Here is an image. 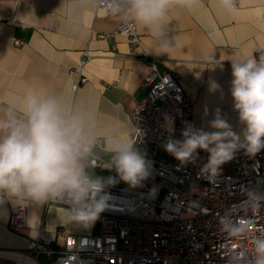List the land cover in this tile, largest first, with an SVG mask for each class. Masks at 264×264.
<instances>
[{
  "label": "clouds",
  "instance_id": "obj_1",
  "mask_svg": "<svg viewBox=\"0 0 264 264\" xmlns=\"http://www.w3.org/2000/svg\"><path fill=\"white\" fill-rule=\"evenodd\" d=\"M94 3L125 30L147 33L154 41L152 52L157 55H169L179 46L178 36L166 38L171 22L182 14L199 18L206 9L205 0ZM240 8V0H215L216 12L228 19L238 15ZM253 15L264 20V0H255ZM227 60L231 62L232 108L238 114L240 131L219 108L207 128L186 122L182 139L173 138L174 121L170 117L165 118L164 125L168 136L162 147L181 165L195 163L199 151L208 153L200 174L210 182L238 151L255 156L264 150V46ZM222 61L214 53L204 60L213 69L222 68ZM209 91L222 89L213 80ZM137 142L124 123L102 117L94 105L81 99L75 87L58 93L25 83L0 98V209L6 204L20 209L59 206L61 225L87 228L109 208L107 187L122 181L136 188L149 177L150 161ZM97 166L114 170L116 176L94 175ZM245 194L246 208L264 206V192L247 189ZM30 219L34 222V217ZM221 226L232 237L247 241L243 257L238 251L230 253L227 264H264V231L248 235L247 229L232 223L231 210L221 218Z\"/></svg>",
  "mask_w": 264,
  "mask_h": 264
},
{
  "label": "crops",
  "instance_id": "obj_2",
  "mask_svg": "<svg viewBox=\"0 0 264 264\" xmlns=\"http://www.w3.org/2000/svg\"><path fill=\"white\" fill-rule=\"evenodd\" d=\"M240 3L239 14L230 19L216 12L215 0H205V12L199 18L179 15L166 32L169 40L178 36L179 46L169 55H157L147 33L138 31L141 45L116 33L120 23L98 10L94 0H0V98L25 83L64 93L78 80V74L71 71L83 69L88 82L78 89L81 99L94 105L102 117L124 123L134 135L133 112L148 93L143 78L150 71V63L157 60L162 72L178 73L194 102L197 128H207L219 108L240 131L238 114L232 108L231 62L227 59L249 55L264 46V20L253 15L255 0ZM213 53L223 60L222 68L213 69L204 62ZM213 80L222 92L209 91ZM26 209L29 229L25 234L9 226L17 208L6 204L0 209V264H49L55 255L31 250L32 241L61 247L66 239L59 234L61 229L74 235L96 231L95 222L87 228L61 225L59 206Z\"/></svg>",
  "mask_w": 264,
  "mask_h": 264
},
{
  "label": "built area",
  "instance_id": "obj_3",
  "mask_svg": "<svg viewBox=\"0 0 264 264\" xmlns=\"http://www.w3.org/2000/svg\"><path fill=\"white\" fill-rule=\"evenodd\" d=\"M116 33L142 44L138 31H127L119 24ZM71 72L78 74L73 83L76 89L88 82L83 69ZM143 85L148 93L137 103L132 119L136 146L150 161L149 177L140 187L120 181L105 189L109 208L100 214L95 232L74 235L61 229L59 234L66 236L61 247L32 241L31 250L55 255L49 264H227L230 253L238 251L243 257L247 241L232 237L221 226L226 213L231 210L232 223L247 229L248 235L264 231V206L248 209L243 205L247 189L264 192V150L255 156L238 151L210 182L200 174L207 152L199 151L195 163L181 165L162 147L168 136L166 117L174 121L175 139H182L186 122L194 124V102L178 73L162 72L154 60ZM93 170L116 176L114 170L103 167ZM9 226L27 233V209L17 208Z\"/></svg>",
  "mask_w": 264,
  "mask_h": 264
},
{
  "label": "trees",
  "instance_id": "obj_4",
  "mask_svg": "<svg viewBox=\"0 0 264 264\" xmlns=\"http://www.w3.org/2000/svg\"><path fill=\"white\" fill-rule=\"evenodd\" d=\"M93 174L99 177H107L104 172L93 170Z\"/></svg>",
  "mask_w": 264,
  "mask_h": 264
},
{
  "label": "rangeland",
  "instance_id": "obj_5",
  "mask_svg": "<svg viewBox=\"0 0 264 264\" xmlns=\"http://www.w3.org/2000/svg\"><path fill=\"white\" fill-rule=\"evenodd\" d=\"M98 221H100V216H99V218L95 221V223L98 222Z\"/></svg>",
  "mask_w": 264,
  "mask_h": 264
}]
</instances>
